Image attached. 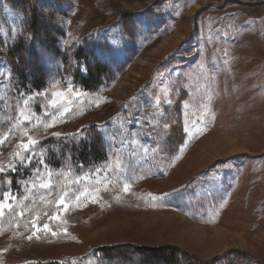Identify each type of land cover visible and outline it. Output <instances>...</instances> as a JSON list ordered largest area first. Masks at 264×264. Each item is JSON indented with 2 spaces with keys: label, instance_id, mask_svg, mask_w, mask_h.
I'll return each mask as SVG.
<instances>
[{
  "label": "rangeland",
  "instance_id": "obj_1",
  "mask_svg": "<svg viewBox=\"0 0 264 264\" xmlns=\"http://www.w3.org/2000/svg\"><path fill=\"white\" fill-rule=\"evenodd\" d=\"M14 46L20 52L9 58ZM77 48L88 56L83 73L94 60L107 66L108 86L89 92L74 82ZM11 67L41 77L39 92L47 95L25 109L36 92L16 91ZM164 88L180 91H170L174 103L153 125L149 93ZM178 125L189 128L184 152L162 154ZM74 134L97 139L106 162L80 175L59 171L55 192L40 187L51 177L22 182L21 203H45L26 209L22 220L10 214L19 201L5 173L19 164L20 143ZM0 141V201L12 206L0 216L5 260L61 261L132 242L175 245L195 264H264V0H0ZM117 149L122 169L97 173L115 163L108 158ZM176 189L186 208L198 200L216 207L186 216L140 203ZM83 191L91 198L77 201Z\"/></svg>",
  "mask_w": 264,
  "mask_h": 264
},
{
  "label": "trees",
  "instance_id": "obj_2",
  "mask_svg": "<svg viewBox=\"0 0 264 264\" xmlns=\"http://www.w3.org/2000/svg\"><path fill=\"white\" fill-rule=\"evenodd\" d=\"M20 52L19 46H14L9 51V58H13L16 53ZM72 58L77 63V68L72 71V77L83 90L96 91L100 87H106L105 83L109 78V69L106 65L98 60H94L93 66H89L85 73L81 71L80 64L85 65L88 60V56L83 53L81 48H77L72 52ZM66 58V60H65ZM65 62L67 57L64 56ZM88 65V64H87ZM11 75L15 88L18 90H25L29 93L35 91L38 92L45 87V81L39 76H31L28 73H21L16 67H11ZM110 81V80H109ZM177 134H173L170 139V147L173 153L181 146L182 132L181 126H177ZM33 151L36 154H41L45 160V167H42L40 171L45 169L42 175L36 176L34 170L39 167L37 160H34L30 165L22 166L16 164L15 171L8 170L5 175L12 181V189L16 193V202L19 201L15 208L10 211V214L15 216L26 209H31L35 206H39L45 203V197L39 201L34 200H20L25 196V190L21 189L20 184L23 182L30 183L32 180L39 178V181L44 179L41 176H46L50 179L48 186L49 191L55 192L56 188L62 181V174L59 171H68L77 175L87 173L88 171L99 167L106 162L107 157L99 145L97 139H90L85 135H71V136H48L40 141L33 147ZM171 152V151H170ZM168 152V153H170ZM162 152V154H168ZM165 159H170V154ZM50 172L58 173L56 177L51 176ZM53 181V183H51ZM223 185L221 184L222 187ZM200 188V187H199ZM199 188L195 190L198 191ZM220 189V188H219ZM222 189V188H221ZM200 190V189H199ZM59 194L56 193L51 202H54ZM204 195V194H203ZM157 199L153 200L150 197L149 200L145 198L140 202L141 204H150L151 206H171L178 209L185 207L181 200L179 192L168 193L167 195H155ZM209 197V196H207ZM148 198V197H146ZM28 199V198H27ZM213 201V198L210 199ZM221 202V201H220ZM182 203V204H180ZM198 206L207 208L209 205H201V201L198 200ZM213 206L209 207H214ZM181 210V211H182ZM4 218V217H3ZM1 218V219H3ZM0 219V220H1ZM22 220V217H19ZM4 254H0V264H195V258L193 255L183 251L179 247L172 244L163 245H140L132 242H122L113 245L91 247L85 254L79 256H70L57 260H44V261H8L4 259Z\"/></svg>",
  "mask_w": 264,
  "mask_h": 264
},
{
  "label": "snow or ice",
  "instance_id": "obj_3",
  "mask_svg": "<svg viewBox=\"0 0 264 264\" xmlns=\"http://www.w3.org/2000/svg\"><path fill=\"white\" fill-rule=\"evenodd\" d=\"M13 35H15V32H13ZM87 69H85L86 71ZM71 90V89H70ZM180 91V89H167V88H164V89H161L160 90V93H157V94H153V93H149V99L153 101V111L151 113V115L153 116V119L150 121L153 125H155L157 123V118H160V119H163L164 118V113L162 111V109L164 107H170L173 105V100L169 98V93L170 91ZM16 91H19L18 89H16ZM23 95L24 94H21V97L23 98ZM44 95H47V93H44V92H36L33 96H29L27 97V99H24V108L27 109L28 108V105H29V101L32 100V99H35L36 96H44ZM53 96H57V95H60L59 93H52ZM74 95L76 96H79L80 93H74ZM63 101V98H61L60 101H56V100H51L48 102V107H51V108H56L58 107ZM182 103V102H181ZM126 109H127V106H126ZM50 113H48L47 111L45 112V115H49ZM25 119H30V117H24ZM137 124L140 123L139 120L136 121ZM48 127L52 126V125H46ZM172 127V124H169V123H164L163 124V128L164 129H169ZM122 132H127L129 135L135 137L137 135V133L135 132H132L130 129H127V128H124V129H121ZM181 131L183 133V135L186 137L188 134H189V128L187 127H182L181 128ZM78 133H79V130H78ZM77 133V134H78ZM54 135H60V134H54ZM151 135V134H149ZM193 135H195V133H193ZM115 138L114 134H113V139ZM131 143H138L137 140L133 139L132 141H130ZM0 143H2V141H0ZM39 141L36 140V139H33L31 136L28 137L27 141L26 142H21L20 143V148L23 149L22 152H18L16 153V155L19 157V160H18V163L22 166H27V165H30L35 159H36V154H30L31 153V150H32V147L36 144H38ZM129 143V141L127 140H122L121 141V145H124V144H127ZM158 151H163V148L162 147H159L158 148ZM133 155H135V152L132 153ZM25 161H27V164H25ZM108 161L109 163H111L112 161H115L114 164L111 165V167H105L104 169H97L96 172L99 173L100 171H105L106 173L108 174H111L112 171H117V170H120L122 169L123 167V164H122V158H121V154H120V150L117 149L116 153L114 154V156H110L108 158ZM39 167L37 168L36 172H35V175L36 176H39L40 175V170L42 167H45V160L43 158V155L41 154V158L39 159V161H37ZM10 170H13L15 171L16 168L14 166H12L10 168ZM4 169H0V177L3 176L4 174ZM67 175V173L65 174ZM106 179V177H105ZM7 184H11L12 181L11 179H8L6 181ZM79 181H75L73 183H78ZM49 185L47 184H42L40 185V187H43V188H46L48 187ZM130 190V184L129 183H124L123 184V191L127 192ZM177 191H180V190H177ZM91 192L90 191H83V192H80L79 195H77L76 199L77 201L81 200V199H90L91 198ZM153 200L157 199V197L155 195H152V194H149ZM167 195V194H165ZM68 196H69V193L66 192L65 193V196L64 198L60 199V200H57L56 204H57V207H61V206H66L65 205V201L68 199ZM8 199H13L11 197H9ZM93 202H95V199H93ZM11 205L8 204L6 201H0V216H3L6 212L10 211L11 210ZM21 217H23L24 213L21 212L19 214ZM57 217L54 215L52 217V219H56ZM33 228H37V225L35 222H33ZM44 229H48V224H44L43 225ZM29 239H31V237H28Z\"/></svg>",
  "mask_w": 264,
  "mask_h": 264
},
{
  "label": "crops",
  "instance_id": "obj_4",
  "mask_svg": "<svg viewBox=\"0 0 264 264\" xmlns=\"http://www.w3.org/2000/svg\"><path fill=\"white\" fill-rule=\"evenodd\" d=\"M212 91H213V89H212ZM185 147V145L183 144V145H181L180 147H179V149H177L176 151L177 152H179V153H183L184 152V150H182L183 148ZM161 152V151H160ZM162 152H165V153H168V152H170V147H168V146H165L164 147V149H163V151ZM181 157V156H180ZM179 157V158H180ZM203 170V169H202ZM168 171H169V169H168ZM168 173V172H167ZM189 181V180H188ZM187 181V182H188ZM186 182V183H187ZM190 182V181H189ZM185 183V184H186ZM184 184V185H185ZM177 190H179V189H176V190H174V191H166L164 194H159V195H165V194H168V193H174V192H179L180 193V191H177ZM198 191H199V189H198ZM155 195H158V194H155ZM187 200H188V197H187ZM189 208H186V207H183V210L181 211L180 209H178V208H176V207H171V206H158V207H168V208H174V209H176L178 212H180V213H182L183 215H186V216H196L195 215V211L197 212V213H199V215L201 214L200 212L201 211H204V212H206L208 209H210V210H213V209H215V207L216 206H214V207H207V208H204L203 206H198V205H196L195 203H191V204H189V202L187 201V204H186ZM206 214L208 215V213L206 212Z\"/></svg>",
  "mask_w": 264,
  "mask_h": 264
}]
</instances>
